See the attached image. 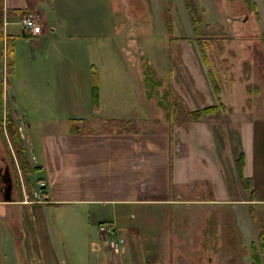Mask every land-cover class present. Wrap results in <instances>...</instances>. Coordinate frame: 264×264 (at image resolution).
I'll return each instance as SVG.
<instances>
[{
	"label": "crops",
	"instance_id": "1",
	"mask_svg": "<svg viewBox=\"0 0 264 264\" xmlns=\"http://www.w3.org/2000/svg\"><path fill=\"white\" fill-rule=\"evenodd\" d=\"M32 1L0 0L4 34L0 56L5 69L18 74V57L25 54L32 63L34 88L38 80L48 83L45 88L68 90L63 96L84 107L85 114L92 112L93 89L98 99L94 102L96 116L74 124L54 108L44 115L45 109L37 106L35 123L14 112L33 166V182L44 180L46 184L42 201L34 199L33 185L32 195L26 189L14 192L11 187L9 199L1 185L0 238L6 234L14 243L11 256L15 263L229 264V258L224 262L223 257L214 261L213 257L207 259L208 254L200 256L202 242L194 241L195 246L189 248L182 241L179 224L186 217L197 218L203 207L233 201L264 204L263 191L256 192L257 199H250L249 190L241 187L236 164L241 156L243 175L251 178L254 188L264 186V115L255 114L254 99L245 97L237 108L224 102L227 107L193 114L191 110L215 104V88L209 76L208 81L201 75L200 61L192 53L191 63L197 65L193 70L203 82L198 86L190 76L189 85L201 90L204 100L196 93L186 97L193 108L185 116L171 107L159 125L152 123L149 109L102 115L101 72L103 66L115 68L103 60H118L123 53L113 43L134 38L129 20L119 17V0H36L33 7ZM27 7L42 23L37 35L23 26L17 13L18 8ZM7 17L16 25L11 31ZM8 36L11 41L21 36L30 42V48L19 55L13 45L11 69L5 54ZM171 54L177 56L176 51ZM244 62L251 65L250 60ZM169 66L170 71L172 62ZM221 90L222 86L217 92ZM55 100L56 95L49 105ZM2 103L3 95L0 106ZM10 173L13 182L15 175ZM166 209L169 214L174 210L179 218L176 228L181 241L172 232L169 244L164 242L155 226L167 214ZM196 222L191 219V231ZM102 225L114 227L117 241L104 243L107 232H102ZM171 226L162 229L170 233ZM165 245H170V262L161 257ZM207 245L213 248L215 243ZM191 250L196 254L190 256Z\"/></svg>",
	"mask_w": 264,
	"mask_h": 264
},
{
	"label": "rangeland",
	"instance_id": "2",
	"mask_svg": "<svg viewBox=\"0 0 264 264\" xmlns=\"http://www.w3.org/2000/svg\"><path fill=\"white\" fill-rule=\"evenodd\" d=\"M186 1L119 0V17L129 20L128 25L132 28L131 33L134 38L113 43V47L118 46L123 53V56L119 55L118 60L109 61L106 58L103 60V63L104 61L113 63L115 68L103 66L101 72L103 86L101 100L104 101L102 115H112V111L124 110L135 114L141 113V109L146 111L149 109L152 123L159 125L163 123L160 120L161 116L171 112L169 110L171 107H174L177 114L182 113V116H185L193 108L186 97L196 93L201 101L204 100V93L201 90L196 91L195 87L193 90L189 85L190 76L199 84L198 86H202L203 82L200 75H196L193 70L197 65L191 63L192 53L196 54V59L200 61V73L204 78L208 80L207 67L209 66H213L215 73L219 76L218 82L222 90L220 92L215 90L213 95L217 108L227 107L220 106V102L237 108L240 100L250 97L254 99L253 106L256 113H253L259 114L260 111V114L264 115L263 0H189L193 13L190 12ZM34 14L39 20L38 14L36 12ZM194 16L199 19H197L199 23L194 21ZM7 19L11 21V18L7 17ZM39 22L42 28V23L40 20ZM15 26L11 22L7 24L9 31ZM204 42L211 43L209 48L212 49L213 45L214 50L217 49L212 54L214 58L209 59V64L203 62L199 52L204 49L201 46ZM12 43L15 44L18 55L30 48V42H26L21 36L15 38ZM115 51L119 52L118 49ZM175 51L177 56L171 54ZM244 60H250L251 65H247ZM170 62H172V69L169 71ZM18 63L19 73L12 74L10 70L5 69L4 57L0 56V80L3 84V105L0 106V117H3V113L10 114L18 127L14 112L19 118L34 122L37 106L45 109L44 115L50 113V108H54L61 117L73 124L81 119L96 116L94 111L96 103L93 101H91L92 112L85 114L84 107L79 106L74 99L70 100L63 96L68 90L55 86L45 88L48 83H38V80V87L34 88L33 74L30 71L31 60L25 54H21L18 57ZM155 64L160 66L153 68ZM148 66L151 67L148 68ZM181 68L185 70L182 71ZM111 69H113L112 72ZM18 81L22 82L18 83ZM54 95H56L55 104L49 105ZM148 98L152 105H148ZM35 99L37 104L34 103ZM100 109L101 104L98 115ZM97 124L98 122L94 125ZM0 143L2 154L5 156L4 163H8L9 170L15 175L12 190L17 192L20 188L23 192L26 189V193L31 195L32 185L33 189L37 188V182H33L35 180L33 171L31 170L32 172L28 174L32 184L30 187L24 178V171L20 168L8 136L3 137L0 133ZM21 143L25 148L22 136ZM28 163L29 167L33 168L30 161ZM1 185L0 179V188ZM255 189L256 197H258L256 193L258 191H263L264 195V186L259 185ZM166 212L167 214L162 215L155 226H158L159 231L162 232L164 242L169 244L172 232L177 234V240L181 241L176 228L179 218L173 215L174 210L172 214H169L168 209ZM170 217H173V220ZM191 219L197 220V225L194 224L196 227H192V231ZM179 225L182 228L180 234L184 238L182 241H185L189 248L190 245L195 246L194 241L202 242L201 249L198 251L200 256L205 257L208 254L207 259L213 257L214 261L223 257L224 262L229 258V264H252L250 245L252 241H255L260 250L257 241L264 225V204L257 201H233L203 207L197 218L186 217ZM170 226L172 227L170 233L162 229V227L169 229ZM209 226H212V229ZM195 228L196 231H193ZM212 241L215 243L213 248L207 245ZM13 249L14 243L8 240L6 234L1 235L0 264H16L11 256ZM166 252H169L168 258ZM189 254L195 255L196 251L191 250ZM161 257L170 262V245H165ZM216 264H219L218 261Z\"/></svg>",
	"mask_w": 264,
	"mask_h": 264
},
{
	"label": "trees",
	"instance_id": "3",
	"mask_svg": "<svg viewBox=\"0 0 264 264\" xmlns=\"http://www.w3.org/2000/svg\"><path fill=\"white\" fill-rule=\"evenodd\" d=\"M35 2H36V0H33L30 5L33 7ZM263 3H264V0H263ZM186 4L189 6L190 12L193 13V8H192L189 0L186 1ZM30 11H31V7L30 8L27 7L26 9H23V8L17 9V13H18L20 18L21 17L23 18L26 15V13L28 14V12H30ZM194 19H195L194 20L195 22L199 23L197 21L198 18H196L194 16ZM197 31H198V29H197ZM6 39H7V43L5 45V54L7 56V65L10 68L11 65H13L12 64L13 44H12L10 36L6 37ZM210 44L211 43L206 44L205 42L203 45L201 44V46L204 47V49L200 50V53H201V56H202V58L206 64H209V59L214 58L212 56V54H214V52L217 51V49L214 50L213 45H212V49L209 48ZM0 47H2V49L4 47L3 12L1 9H0ZM207 72H208L209 80L212 83L213 87L215 88L216 91H219L221 84L218 82L219 76L217 73H215L214 67L213 66L207 67ZM2 95H3L2 83L0 82V99H2ZM93 98L95 100L94 102H96L98 99V96H97L95 89H93ZM220 105L224 106V104L222 102H220ZM216 107H217V105L213 104V105L203 107L202 109L191 110V112L193 114L200 115L201 112H205V111L214 109ZM0 128H1V134L3 135V137L8 136V139L12 144L14 152L17 155V160L19 162L20 168L22 169V171H24V173H23L24 178H26L27 183L31 187L32 184L29 180L28 174L31 170L33 171V168L29 167V163H28L29 159L26 155L25 148L21 143V136L19 133V128L16 126V124H15V122L12 119L10 114L6 113L4 122L2 121V119L0 120ZM242 163H243L242 157L240 156L236 160L237 170H238V174H239V178H240V185L242 188L249 190L250 199H257L256 194H255L256 189L254 188V186L252 184L251 178L245 177L242 173ZM30 192H31L30 194L32 195V190ZM261 229L262 230H261V233L259 234L258 241H257L260 250H258V248L255 244V241H252L251 245H250V248H251L250 257H251L252 264H264V225H262Z\"/></svg>",
	"mask_w": 264,
	"mask_h": 264
},
{
	"label": "built area",
	"instance_id": "4",
	"mask_svg": "<svg viewBox=\"0 0 264 264\" xmlns=\"http://www.w3.org/2000/svg\"><path fill=\"white\" fill-rule=\"evenodd\" d=\"M21 23L23 26L31 32L32 35H37L41 33V24L37 18V16L34 13H28L21 19ZM45 181L44 180H38L37 182V188L33 190V196L34 199L37 201H42L44 199V187H45ZM100 229L102 232H107V236L104 238V243L105 244H110L112 240L115 239V232H114V227L112 226H100ZM119 240H121L119 238Z\"/></svg>",
	"mask_w": 264,
	"mask_h": 264
},
{
	"label": "flooded vegetation",
	"instance_id": "5",
	"mask_svg": "<svg viewBox=\"0 0 264 264\" xmlns=\"http://www.w3.org/2000/svg\"><path fill=\"white\" fill-rule=\"evenodd\" d=\"M5 116H6V113H3V117L0 118V120L2 119V121L4 122L5 120ZM0 133H1V128H0ZM2 144L0 143V179L2 180L3 184V188L5 186V182H6V178L7 177H11V173H10V170H9V165L8 163H4L6 162L5 161V156L2 154ZM11 182H12V178L10 179ZM13 183V182H12ZM5 190V189H4ZM6 193V192H5Z\"/></svg>",
	"mask_w": 264,
	"mask_h": 264
},
{
	"label": "water",
	"instance_id": "6",
	"mask_svg": "<svg viewBox=\"0 0 264 264\" xmlns=\"http://www.w3.org/2000/svg\"><path fill=\"white\" fill-rule=\"evenodd\" d=\"M7 180H6V182H5V186H4V189H5V197L7 198V199H9L10 198V191H11V187H12V182H11V177L9 176V177H7L6 178Z\"/></svg>",
	"mask_w": 264,
	"mask_h": 264
}]
</instances>
